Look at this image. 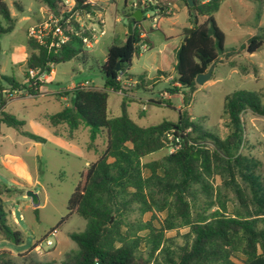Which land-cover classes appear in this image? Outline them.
<instances>
[{"label": "trees", "instance_id": "16d2710c", "mask_svg": "<svg viewBox=\"0 0 264 264\" xmlns=\"http://www.w3.org/2000/svg\"><path fill=\"white\" fill-rule=\"evenodd\" d=\"M34 1L55 13L62 2ZM86 1L76 0L74 10H101L95 4H84ZM182 1L192 23L191 31L183 33L186 41L176 51V75L172 84L178 87L170 85L166 90L182 98V109L178 110L175 122L163 120L157 125L140 127L127 115L124 99L120 116L110 118L107 114V91L125 94L117 76L121 73L124 79L129 78L128 70L133 57L140 54V44H146L148 49L152 47L148 33L153 29L146 32L141 22L132 18L133 12L125 15L131 24V34L126 32L124 44H111L107 48L100 67L103 88L77 85L69 91H60L57 96H68V105L59 113L46 116L49 125L62 131L56 134L67 140H72L74 131L88 127L92 147L99 135L105 134L101 155L80 172L67 202V215L52 229L60 228L72 215L87 222L84 231L68 235L75 249L65 253L60 264H264V183L257 174L259 162L241 153L245 130L242 114L249 111L264 117L262 95L234 91L225 97L222 125L226 134L223 137L191 120L188 107L198 86L196 77L213 63H220V57L228 58L230 54L225 51L224 36L213 18L220 1L193 0V8L187 7L186 0ZM254 2L260 5L262 0ZM15 8L21 11L19 5L15 4ZM154 8H142L141 21ZM259 18L260 14H256L257 33L241 47L246 54L258 52L264 44V27H258ZM15 23L9 7L0 0V35L10 33ZM27 46L30 54L25 75L28 69L52 73L50 64L87 60V49L76 36H71L55 52H48L28 37ZM227 65L241 75L248 72L242 63L228 61ZM8 85L12 91L23 89L34 97L40 95L42 86H23L14 80ZM137 86L144 88L142 78H138ZM146 103L170 106V101L162 99ZM4 104L0 94V123L20 132L22 123L3 112ZM138 114L142 116L144 110ZM168 132L171 140L166 138ZM28 136L41 143L38 138ZM168 145L178 148L173 153L146 160L166 150ZM215 177L220 180L217 186L212 182ZM14 192L0 180V239L18 245L23 234L11 221V212L4 201ZM153 211L165 214L159 228L150 220H142L143 215ZM177 228L188 229L183 243L178 245L164 238L165 230ZM34 248L35 245L21 254L19 263L9 252L0 251V264H49L39 259ZM239 256L242 259L236 263L233 259Z\"/></svg>", "mask_w": 264, "mask_h": 264}, {"label": "rangeland", "instance_id": "374dc122", "mask_svg": "<svg viewBox=\"0 0 264 264\" xmlns=\"http://www.w3.org/2000/svg\"><path fill=\"white\" fill-rule=\"evenodd\" d=\"M3 1L16 23L10 33L0 35V94L5 100L3 112L13 116L22 125L19 132L0 123V180L15 191L4 201L11 212V221L23 234V240L15 245L0 239V251L9 252L13 260L19 263L21 254L41 244L40 252L34 251L39 259L49 264H60L64 254L75 249L68 235L84 231L87 222L72 215L55 234L51 230L67 215V202L79 181L80 172L101 155L105 134L101 133L92 147L89 146L88 127L74 131L72 140H67L56 134L62 131L49 125L46 116L55 115L68 105V96L65 99L57 96L60 91H69L71 86L84 83L103 88L100 67L105 61L107 48L111 44H124L128 25L125 15L134 11L137 0H91L90 3L101 7L98 11L105 19V35L98 39L92 49L85 50L86 62L73 59L53 65L52 82L43 84L41 87L44 92L41 93L39 88L40 95L35 97L23 89L12 91L8 83L14 80L20 85L29 86L25 82L26 59L30 54L26 31L45 12V7L39 6L34 0ZM219 1V8L213 18L224 36V48L230 56L220 57L221 62L215 65L210 79L197 86L188 113L192 121L201 123L205 129L223 137L226 132L222 125V112L227 95L234 91L259 92L264 102V44L254 54H246L241 49L257 33L256 14H260L258 27H264V0L260 5L254 0ZM162 2L169 3L172 14L160 22L158 29L148 33L152 47L134 56L128 70V77L136 82L142 78L146 89L132 86L135 98L107 91V114L110 118L121 115L123 99L127 103V115L140 127L157 125L163 120L175 122L178 118V110L182 109L181 95L167 92V97L174 95L171 100L159 96L171 85L160 77H171V81L175 78L174 50L183 41V33L192 22L182 0ZM15 4L21 7L20 12ZM150 16L151 13L146 12L144 21H141L146 32L151 27ZM232 50L236 52L231 53ZM228 61L244 64L247 74L241 75L229 68ZM172 86L178 87L177 84ZM151 99L170 101V106L147 104ZM139 101L146 104L145 107ZM141 110H144L143 116L138 114ZM242 122L245 130L241 153L259 162L257 174L264 183V117L246 111L242 114ZM28 135L38 138L41 143L36 144ZM164 153H169L168 148L148 156L146 160L157 159ZM143 175L147 176L146 171ZM212 182L217 186L220 180L215 177ZM28 193L37 197L35 204ZM164 218V213L153 211L143 215L142 220H150L153 226L159 228ZM187 232V228L165 230L164 238L173 240L176 245L182 244ZM46 241H51L52 245L47 246ZM241 259L239 256L233 260L240 263Z\"/></svg>", "mask_w": 264, "mask_h": 264}, {"label": "built area", "instance_id": "2783aa9c", "mask_svg": "<svg viewBox=\"0 0 264 264\" xmlns=\"http://www.w3.org/2000/svg\"><path fill=\"white\" fill-rule=\"evenodd\" d=\"M209 1L202 0V3ZM75 3L76 0H62L56 13L45 8V12L27 29V37L44 47L48 52H55L60 49L70 40L71 36L79 37L85 49H92L98 39L105 35L104 16L98 10L88 12L74 10ZM87 3L90 2H84V4ZM141 7H155L153 10L148 11L151 13L149 17L151 29L158 27L162 17H168L172 14L169 3L162 4L159 0H141ZM141 37H144V34ZM147 49L148 46L146 44H140V52ZM49 67L52 68L53 65L50 64ZM51 75L52 73L48 71L28 69L25 82L28 83L29 87L37 84H49L52 82ZM116 79L122 82V89L137 85V82L130 78L124 79L121 73ZM80 85L88 86L87 83ZM161 96L164 97L166 94H161ZM166 138L168 140L172 139L171 132L166 133ZM177 148L178 146L168 145L169 153H173ZM51 233L55 234L56 230H52ZM46 245L51 246V241H46ZM34 250L39 253L41 244L35 245Z\"/></svg>", "mask_w": 264, "mask_h": 264}, {"label": "water", "instance_id": "95a60500", "mask_svg": "<svg viewBox=\"0 0 264 264\" xmlns=\"http://www.w3.org/2000/svg\"><path fill=\"white\" fill-rule=\"evenodd\" d=\"M186 4H187V7L188 8H193L194 7V2L193 0H186ZM142 7H141V4H140V1H136L135 3V10L133 11L132 13V18L136 21V22H141L142 20ZM191 31V29H186L184 32L185 34H188L189 32ZM127 34H131V24H128L127 25ZM187 39V37H184L183 38V42H185ZM214 65L215 63H213L209 68L208 70L203 73V74H199L197 77H196V84L197 85H201L203 84L204 82L208 81L212 75V72H213V69H214ZM119 68L118 66L116 67V71H118ZM29 196L32 197L33 199V202L34 204L36 203V199L37 197L31 193H28Z\"/></svg>", "mask_w": 264, "mask_h": 264}, {"label": "crops", "instance_id": "0c3cea01", "mask_svg": "<svg viewBox=\"0 0 264 264\" xmlns=\"http://www.w3.org/2000/svg\"><path fill=\"white\" fill-rule=\"evenodd\" d=\"M138 1V0H137ZM89 2H92L91 0H89ZM188 12V11H187ZM169 17V16H168ZM165 18H167V17H163V18H161V20L159 21V23H158V28H159V24H160V22L163 20V19H165ZM126 34V33H125ZM149 39V38H148ZM150 41V40H149ZM183 42V41H182ZM180 45V44H179ZM151 46H152V44H151ZM178 47L179 46H177L176 48H175V50L174 51H177V49H178ZM159 73H163V75H165L164 74V72H159ZM51 78H52V80H53V74L51 75ZM170 78L171 77H160V79H163L164 80V82H170V84L172 85V81L170 80ZM131 79V78H130ZM133 80V79H132ZM80 85V84H79ZM135 86H133V88H134ZM73 87L71 86L69 89H72ZM131 88L132 87H129V88H127V89H124V91H125V96H127V97H131V98H135V93H133L132 92V90H131ZM144 89H146V88H144ZM40 92L41 93H43L44 92V90H43V87H40ZM118 93H120V94H122L121 92H118ZM161 94H166V96H164V98L166 97V98H168V100H171L172 99V97L174 96V95H169L168 97H167V92L165 91V92H160L159 93V96H161ZM123 95V94H122ZM61 98H63V99H65L64 97H61ZM145 105L146 104H144L142 107H145ZM175 109H178L179 107H174ZM143 116V115H142ZM36 144H38V143H36Z\"/></svg>", "mask_w": 264, "mask_h": 264}]
</instances>
